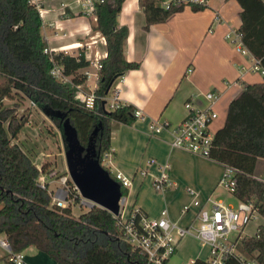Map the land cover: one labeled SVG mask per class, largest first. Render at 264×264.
Listing matches in <instances>:
<instances>
[{
	"label": "trees",
	"instance_id": "1",
	"mask_svg": "<svg viewBox=\"0 0 264 264\" xmlns=\"http://www.w3.org/2000/svg\"><path fill=\"white\" fill-rule=\"evenodd\" d=\"M162 1L138 0L146 30L167 21L184 7L164 9ZM233 1L241 9L237 32L242 44L264 68V0ZM124 2L104 0L95 5L92 32L105 39L106 57L100 61L94 90L97 99L94 109L89 110L76 99V87L87 81L82 74L89 67L84 52L78 51L75 56L60 52L51 60L44 54L47 45L41 35L37 6L30 0H0V235L5 236L12 253L34 247L54 264H146L121 240L116 220L109 212L94 206L75 218L70 209L50 207L48 192L38 185L42 168L38 169L12 142L27 121L17 116L18 104L3 107L4 100L21 97L40 111L65 115L81 146L88 145L96 129L92 143L99 157L107 153L112 123L132 125L136 121L135 109L130 105L122 104L113 111L103 106V100L109 96L108 88L124 73L139 67L124 57L128 30L117 23ZM192 9L199 11L203 7L192 5ZM53 64L62 68L70 83L59 82L50 75ZM53 122L59 124V120ZM234 142L264 145V81L246 85L229 103L225 123L214 133L212 160L226 165L220 156L237 154L245 162L247 157L237 152ZM228 145L233 149H227ZM243 165L240 163V167ZM235 180L233 197L243 202L254 201L264 219V181L254 178L246 169L238 170ZM121 194L126 196L127 191L121 189ZM238 251L247 260L264 264V226H258L250 238H243ZM193 264L208 263L195 259ZM224 264L243 263L233 256Z\"/></svg>",
	"mask_w": 264,
	"mask_h": 264
},
{
	"label": "crops",
	"instance_id": "2",
	"mask_svg": "<svg viewBox=\"0 0 264 264\" xmlns=\"http://www.w3.org/2000/svg\"><path fill=\"white\" fill-rule=\"evenodd\" d=\"M36 6L42 21L41 35L49 50L68 53L71 46L79 44L82 47L78 51L90 58L95 52L106 54L103 44L87 46L91 41L88 36L98 32H92L96 18L87 11L85 0H36ZM240 12L239 5L233 0H206L203 9L194 11L192 5H184L167 21L146 30L138 0H125L117 17L118 26L128 30L124 57L139 67L124 73L114 84L120 89L118 101L142 112L146 120H136L132 125L112 123L108 152L114 170L132 179V188L126 198L130 210H141L150 218H158L166 210L169 219L184 228L192 223L198 211L192 207L193 200L186 189L198 192L200 204L205 207L206 200L212 199L219 188L223 173L220 164L171 148V135L167 132L151 134L149 124L158 121L175 127L186 116V103L203 107L206 105L203 95L217 92L220 95L214 105L217 119L212 124L216 132L225 123L229 103L246 85L263 81L259 74L239 72L240 68L250 66L251 59L238 54L224 39L227 32L238 30ZM216 16L221 21L213 23ZM78 51L70 53L77 54ZM85 72L90 76L82 86L83 90L94 92L98 71L90 65L82 74ZM232 145L243 157L252 156L257 160L255 174L259 173V167L264 170V145L240 142ZM150 158L170 167L171 186L165 193L156 192L152 187L156 169L147 166ZM220 158L232 168L244 169L240 163L245 162L234 156L221 155ZM140 168L146 169L144 178L136 175ZM253 177L262 180L256 175ZM215 202L223 203L222 200ZM184 206H191L186 214L181 213ZM260 225L264 226V223H259L255 230ZM3 239L5 236L0 235V240ZM184 240L178 245V255L191 262L202 259L204 249L197 251L191 247L198 241L191 236ZM22 253L25 264H54L34 247ZM0 264H8L7 253L1 248Z\"/></svg>",
	"mask_w": 264,
	"mask_h": 264
},
{
	"label": "built area",
	"instance_id": "3",
	"mask_svg": "<svg viewBox=\"0 0 264 264\" xmlns=\"http://www.w3.org/2000/svg\"><path fill=\"white\" fill-rule=\"evenodd\" d=\"M103 1L85 0V7L90 14L95 16V5L101 4ZM30 2L36 5V0H30ZM205 4L206 0H163L161 6L164 9H169L170 6L194 5L204 7ZM220 21V17L216 16L213 23ZM88 37L91 41L87 46L98 43L105 45V39L99 33ZM224 39L238 54L248 56L251 59L250 66L248 68H240L239 72L259 74L264 81V68L243 46L239 33L231 30L227 32ZM81 47L78 44L71 46L70 49L72 50H69L70 52L78 51ZM70 52L64 53L76 55ZM58 53L60 52L49 50L48 48L44 50V54L48 55L51 60H53V55ZM105 57L106 54L103 56L99 52H95L92 58L85 54L89 66L91 65L96 71L101 69L100 61ZM50 75L59 82L70 83V79L63 75L62 68L57 64H53ZM83 75L88 78L90 73L85 72ZM82 86L76 87V99L86 109L92 110L97 98L94 92H85ZM119 92L120 89L116 84L110 88L109 98L107 97L103 100L105 102L103 106L107 111H113L122 105L118 101ZM219 98V93L208 92L203 95V99L206 101L205 106L193 107L191 102L186 103L184 105L186 116L175 127L167 123L151 121L149 124L151 134L159 135L162 132H167L171 135V148L213 161L211 151L214 146V132L211 131L210 126L217 119L214 105ZM133 116L135 120H146V117L138 110H134ZM110 157L109 152L100 157V166L108 173L112 180L119 184L120 190L124 189L127 191V195L122 196L120 199L119 215H111L115 218L116 226L121 232V240L129 246L132 253H138L143 257L146 264H164L165 261H168L175 254L180 241L189 236L194 237L198 241L200 248L207 251L205 262L208 264H224L227 258L233 256L239 258L243 264H255L253 261L247 260L237 250V246L243 240L241 235L245 232V228L251 222L261 218L254 201L243 202L237 200L236 207H230L208 198L204 207L200 204L199 193L192 189H186L185 192L193 200L192 207L198 208V211L192 223L184 228L172 222L166 210H163L158 218H150L141 210L135 208L127 212L126 198L132 188V179L126 178L121 173L115 171ZM147 166L155 167L156 169V175L152 180L153 189L159 193L168 191L171 186L169 165L159 163L156 159L150 158L147 161ZM221 166L223 167V173L218 182V187L226 190L233 196L236 185L235 175L238 170L227 164ZM136 175L144 178L147 175L146 169H138ZM51 183L58 184V186L50 189L49 185ZM38 185L41 189L48 192L51 198L50 207L70 210L75 205L89 209L94 207L91 202L81 197L76 187L71 183L68 174L51 182L40 172ZM190 210L191 206H184L181 213L186 214ZM0 248L6 251L8 264H25L23 253H12L6 238L0 240Z\"/></svg>",
	"mask_w": 264,
	"mask_h": 264
},
{
	"label": "rangeland",
	"instance_id": "4",
	"mask_svg": "<svg viewBox=\"0 0 264 264\" xmlns=\"http://www.w3.org/2000/svg\"><path fill=\"white\" fill-rule=\"evenodd\" d=\"M90 87H93V81L90 83ZM15 104H18L16 112L17 116L26 120L27 123L17 136V139H14L12 142L18 145L27 156H30V160L35 164V166L39 169L42 168V173L46 179H52L51 182H53L66 175L67 172L63 155V144L57 124L46 118L40 110H38L29 100L25 98L20 97L14 98L13 100L6 99L3 102V107L12 108ZM210 129L214 132L212 125L210 126ZM228 146L229 148L227 149H233L232 145ZM236 156L237 158H240L237 154L234 155V157ZM244 160L245 164L242 167L249 171L252 175H256L260 179L264 180V170L260 167L258 168L259 173L257 172L255 174L254 169L257 160H255L252 156H249ZM111 164L113 165L112 158ZM260 164L262 165V163ZM57 186L58 184L55 183H51L49 185L50 189H54ZM212 200H222L225 205L230 207H236L237 205V200L229 192L222 188H217V190L213 193ZM88 210L89 208L87 207H79L76 205L71 208L72 216L75 218L88 212ZM129 210L130 208L128 207L126 211L129 212ZM259 223H264L263 218L251 222L247 228H245V232L241 235V238H250L252 234H254V231H256L255 227ZM184 239H189V237ZM191 247L192 249H196L198 251L200 245L195 241ZM237 250H239V245L237 246ZM30 252L31 251H29V253ZM203 252L205 253H203L200 257L205 260L207 252L206 250ZM166 264H193V262H191L190 259L186 260L184 257H180L176 251L175 254L168 259Z\"/></svg>",
	"mask_w": 264,
	"mask_h": 264
},
{
	"label": "water",
	"instance_id": "5",
	"mask_svg": "<svg viewBox=\"0 0 264 264\" xmlns=\"http://www.w3.org/2000/svg\"><path fill=\"white\" fill-rule=\"evenodd\" d=\"M108 88L107 93L109 92ZM105 105V102H103ZM53 122L59 120L57 128L60 131L66 172L71 183L76 187L81 197L113 216L119 215V202L122 197L120 186L110 178L108 173L100 166L99 153L96 151L92 133L86 147L80 145L77 132L65 115L41 111Z\"/></svg>",
	"mask_w": 264,
	"mask_h": 264
}]
</instances>
